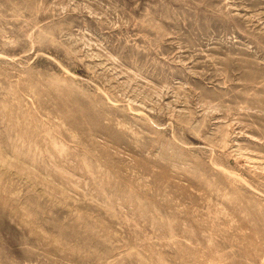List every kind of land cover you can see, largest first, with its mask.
Returning a JSON list of instances; mask_svg holds the SVG:
<instances>
[{
	"label": "rangeland",
	"instance_id": "obj_1",
	"mask_svg": "<svg viewBox=\"0 0 264 264\" xmlns=\"http://www.w3.org/2000/svg\"><path fill=\"white\" fill-rule=\"evenodd\" d=\"M0 264H264V0H0Z\"/></svg>",
	"mask_w": 264,
	"mask_h": 264
}]
</instances>
